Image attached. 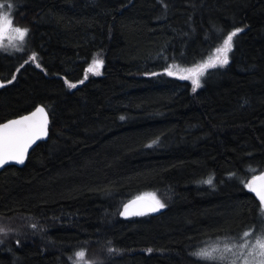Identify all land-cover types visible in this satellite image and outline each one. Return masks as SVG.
<instances>
[{"label": "trees", "instance_id": "16d2710c", "mask_svg": "<svg viewBox=\"0 0 264 264\" xmlns=\"http://www.w3.org/2000/svg\"><path fill=\"white\" fill-rule=\"evenodd\" d=\"M0 3L30 30L23 53H0V123L50 114L49 140L0 171V264H74L79 250L88 264H211L190 253L264 229L244 184L264 172V0ZM236 28L200 87L167 74ZM146 193L162 214L121 219Z\"/></svg>", "mask_w": 264, "mask_h": 264}, {"label": "snow or ice", "instance_id": "6c2138e0", "mask_svg": "<svg viewBox=\"0 0 264 264\" xmlns=\"http://www.w3.org/2000/svg\"><path fill=\"white\" fill-rule=\"evenodd\" d=\"M4 7L0 4V9ZM12 7L11 4L8 5ZM29 29L19 27L13 24V18L10 12L0 11V50L4 49V41L7 39L10 43L18 41L23 43L28 34ZM242 29L226 33L221 37L222 46L215 49L217 55L215 58L209 59L205 63L196 65L195 67L186 69L187 75H179L181 80H191L193 90L200 87L199 77L208 69L217 66L223 67L229 63V53L233 50V39ZM19 51V47L16 48ZM31 59L36 60V54L33 53ZM27 63V61H26ZM23 67V65H21ZM36 67H41L39 63ZM103 67L102 60H93L92 64L87 69L88 72L100 74L99 70ZM19 71V69H17ZM169 76L174 75L171 70L166 69ZM155 75V73H154ZM85 78H87L85 76ZM15 79V77H13ZM11 82V81H9ZM68 83L67 81H65ZM83 83V81H81ZM4 85L0 83V87ZM70 88H75V83H68ZM123 119V117H121ZM48 115L43 107H37L30 115L20 116L18 119H9L7 122L0 123V167L10 161H15L18 164H23L27 155L28 149L42 136L47 135ZM254 171V170H253ZM212 184V180L206 181ZM245 187L249 192L255 194L259 200L258 207L264 208V172L259 175H252L250 180L244 182ZM165 205L155 197L154 194H144L138 196L135 200L124 206L122 215H145L147 212H156ZM261 217L264 218V212H261ZM4 229L0 228V232ZM254 230H246L242 233L239 241L233 239V243H213L203 248L197 249L190 253L196 260L211 262V264H264V229H261L253 237ZM252 237V239H249ZM108 251L116 252L118 250L109 248ZM151 251V249H149ZM74 264H88L85 261V251L79 250L75 252Z\"/></svg>", "mask_w": 264, "mask_h": 264}, {"label": "rangeland", "instance_id": "374dc122", "mask_svg": "<svg viewBox=\"0 0 264 264\" xmlns=\"http://www.w3.org/2000/svg\"><path fill=\"white\" fill-rule=\"evenodd\" d=\"M0 4H3L4 7L2 9H0V11H4V12H10L11 16H12V11H11V8H9L8 6H6L4 3H0ZM14 24V23H13ZM28 38V36H27ZM27 38L26 40L23 42V43H20L18 41H13V42H9L7 39H5L4 41V49L0 50V53H5V54H8V53H23L24 52V49L26 47V43H27ZM19 47V51L16 50V48ZM217 55L216 51L211 54L207 60L205 62H207L209 59H212V58H215V56ZM94 60H102L103 61V67L99 70V73L100 74H95L94 72H88V77L89 76H100L102 73H103V69H104V66H105V62H104V59L101 55L97 56L96 58H94ZM203 62V63H205ZM92 64V62H91ZM90 64V65H91ZM195 67V66H194ZM218 67V66H217ZM192 68V67H190ZM216 68V67H215ZM186 69H189V68H185V67H174L172 68V72L175 74H178V75H187L188 73L185 71ZM210 69H214V68H210ZM209 70V69H208ZM207 70V71H208ZM207 71L205 73H207ZM205 73L203 75H201L199 77L200 79V85H202V79L205 77ZM190 80V79H189ZM191 81V80H190ZM197 89V88H196ZM257 233H253V237L256 235ZM249 239H252V237H250ZM76 259V258H75ZM74 259V261H75Z\"/></svg>", "mask_w": 264, "mask_h": 264}, {"label": "water", "instance_id": "95a60500", "mask_svg": "<svg viewBox=\"0 0 264 264\" xmlns=\"http://www.w3.org/2000/svg\"><path fill=\"white\" fill-rule=\"evenodd\" d=\"M38 107H43L48 115V126H47V135L46 136H42L40 139H38L29 149H28V152H27V155L25 157V161L23 164H18L16 163L15 161H10L9 163L5 164L3 167H0V171L3 170L4 168H7V167H11V166H16V167H24L29 156H30V153L37 147V145H39L40 143L42 142H47L49 140V136H50V114L48 112V110L46 109V107L44 106H38ZM36 110V109H35ZM33 110V111H35ZM32 111V112H33ZM32 112L30 113H27V114H24V115H30ZM22 115V116H24ZM20 117V116H19ZM19 117L17 118H14V119H18ZM252 193V192H251ZM254 196L255 194L252 193ZM256 198V197H255ZM136 199V198H135ZM135 199H132L130 201H128L127 203L124 204L127 205L129 204L131 201L135 200ZM258 200V198H256ZM259 201V200H258ZM124 206L122 207V210L120 212V218L123 219V220H131V219H135V218H138V217H141V216H144V215H140V216H137V215H128V216H125V215H122L123 211H124ZM163 212V209L161 208L159 211H156V212H147L145 215H153V216H159L161 215Z\"/></svg>", "mask_w": 264, "mask_h": 264}, {"label": "bare ground", "instance_id": "6f19581e", "mask_svg": "<svg viewBox=\"0 0 264 264\" xmlns=\"http://www.w3.org/2000/svg\"><path fill=\"white\" fill-rule=\"evenodd\" d=\"M18 56H19V55H18ZM2 59H3V58H2ZM4 63H5V62H4ZM7 63H8V62H7ZM10 63H11V62H10ZM251 227H252V226H251ZM236 235H237V234H236ZM238 235H239V234H238ZM238 235H237V236H238ZM230 236H232V235H230ZM239 237H240V236H239Z\"/></svg>", "mask_w": 264, "mask_h": 264}]
</instances>
